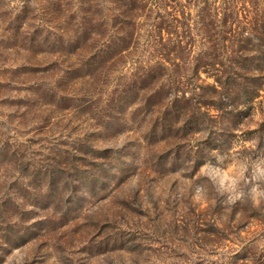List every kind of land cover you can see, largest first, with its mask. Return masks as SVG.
<instances>
[{
  "label": "rangeland",
  "instance_id": "1",
  "mask_svg": "<svg viewBox=\"0 0 264 264\" xmlns=\"http://www.w3.org/2000/svg\"><path fill=\"white\" fill-rule=\"evenodd\" d=\"M262 15L0 0V264H264V201L226 205L198 175L264 151Z\"/></svg>",
  "mask_w": 264,
  "mask_h": 264
},
{
  "label": "clouds",
  "instance_id": "2",
  "mask_svg": "<svg viewBox=\"0 0 264 264\" xmlns=\"http://www.w3.org/2000/svg\"><path fill=\"white\" fill-rule=\"evenodd\" d=\"M258 143V140L249 141L253 147ZM213 155L216 162L206 161L198 175L204 176L216 193L224 197L222 203L235 205L237 202L248 200L253 205H258L264 201V151L254 157H235L227 166L224 156L218 152H214ZM207 194L204 186H197L193 200L200 202L206 199Z\"/></svg>",
  "mask_w": 264,
  "mask_h": 264
},
{
  "label": "trees",
  "instance_id": "3",
  "mask_svg": "<svg viewBox=\"0 0 264 264\" xmlns=\"http://www.w3.org/2000/svg\"><path fill=\"white\" fill-rule=\"evenodd\" d=\"M262 18L258 19V20H255L256 21V24H253L252 25V28L253 26L257 29H259L260 31H262V35H264V15L261 16ZM249 38L250 37H247V38H234V39H228V38H224L225 41L228 40V42L230 41V43L232 44H236L233 48L231 47V50H230V55L229 56H233V54H235V52L239 53L241 52V50H239L241 47H246L245 45L248 43L249 41ZM229 48V47H228ZM239 59V58H238ZM235 59H233V57H231L229 59V63H233ZM227 61V59H226ZM244 61H246L244 59ZM237 62H242L240 59L239 61Z\"/></svg>",
  "mask_w": 264,
  "mask_h": 264
}]
</instances>
